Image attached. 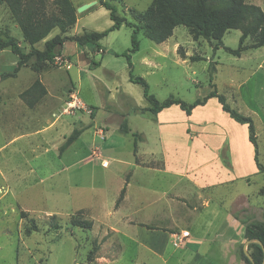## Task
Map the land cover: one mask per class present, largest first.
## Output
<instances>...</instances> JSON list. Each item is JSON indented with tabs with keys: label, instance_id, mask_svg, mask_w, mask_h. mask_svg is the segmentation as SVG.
<instances>
[{
	"label": "rangeland",
	"instance_id": "rangeland-1",
	"mask_svg": "<svg viewBox=\"0 0 264 264\" xmlns=\"http://www.w3.org/2000/svg\"><path fill=\"white\" fill-rule=\"evenodd\" d=\"M89 1L71 3L77 7ZM106 1L132 22L129 9L143 11L151 2ZM245 1L264 10V0ZM77 13L79 23L67 35L101 31L112 24L108 10L99 3ZM0 31L19 40L24 52L29 50L4 4L0 5ZM58 32L54 28L48 38ZM131 34V27L123 24L96 44L81 47L67 40L56 49L60 60L38 62L31 57L15 76H0V264H191L194 253L181 242L190 233L181 228L192 236L207 229L212 239L222 216L221 211H213L221 210V205L210 202L198 214L187 211L190 227L180 218L161 220L162 209H168L161 200L164 194H169L176 210L190 206V198L203 201L208 195L204 187L212 183H219L212 191L225 202L232 203L247 192L254 201L264 199V174L255 173L247 125L222 111L217 98H208L190 114L176 104L156 115L139 111L149 104L141 86L128 79L123 53L131 47ZM239 36V29L227 30L223 45L237 48ZM138 39L139 49L130 52L133 75L143 77L160 101L172 97L191 103L207 95L213 84L231 108L253 120L258 159L264 166V45L239 56L223 47L213 51V40H194L183 25L161 43L146 38L142 30ZM251 42L247 38L244 43ZM43 43L36 47L42 49ZM16 61L9 47L0 49V74L10 71ZM40 77L46 93L29 107L19 94ZM72 94L93 112L76 109L60 114ZM123 119L127 133L120 128ZM80 127L84 130L79 137L59 154L64 137ZM242 175L249 181L230 182ZM124 186L122 199L115 204ZM20 211L28 214L23 217ZM52 214L56 228L49 226ZM30 218L38 230L26 234L24 225ZM72 218L91 220L92 227L74 226ZM262 219L263 213L243 222ZM142 223L180 236L158 240L153 233L146 234ZM234 229L228 234L233 235ZM237 234L241 240L234 252L246 264L240 257L245 239ZM221 239L217 241L223 249L210 244L211 256L224 264H239L232 258L231 243ZM93 243L98 249L88 261ZM246 250L249 253L247 246Z\"/></svg>",
	"mask_w": 264,
	"mask_h": 264
},
{
	"label": "trees",
	"instance_id": "trees-1",
	"mask_svg": "<svg viewBox=\"0 0 264 264\" xmlns=\"http://www.w3.org/2000/svg\"><path fill=\"white\" fill-rule=\"evenodd\" d=\"M98 3L108 10L112 24L101 31H84L81 34L67 35L68 29L76 22V7L73 6L71 0H0V5L4 4L8 8L20 29L22 41L29 46V50L24 52L23 48L19 46V40L0 31V49L9 47L11 52L17 56L13 68L10 71L1 73L0 76L2 78L15 76L20 67L26 65L31 57L38 62H53L57 53L56 49L62 47L67 40L81 47L88 43L96 44L108 32L118 29L124 24L132 29L131 47L127 53H123L129 68L128 79L130 82L141 86L143 97L149 104L147 107H141L139 111H149L156 115L162 109L176 104L186 114H190L194 107L203 105L210 97H215L222 111L227 113L234 121L247 125L248 140L254 148V160L257 168L262 171L263 165L258 159L257 138L253 120L250 116L231 108L224 95L218 93L213 84L207 95L196 98L191 103L172 97L162 101L158 100L149 91L146 80L141 76L133 75L130 52L139 49L138 34L140 30L146 38L155 43H161L172 35L176 26L183 25L194 40L199 37L208 41L213 40V51L223 47L227 52L239 56L242 51L248 48H257L264 45V10L258 5L248 3L245 0H151L143 11L134 8L129 9L131 17L135 20V22H132L127 20L126 17L118 15L115 6L108 1L98 0ZM54 28H57L59 32L47 38ZM229 29L240 30L238 46L235 49L224 46L222 42L224 33ZM247 38L252 39L249 45L244 43ZM41 40H44L43 48L38 49L35 44ZM211 70H214V67H211ZM45 93L46 89L43 83L40 79H35L30 86L20 92L19 97L29 107H33ZM126 122V119H123L120 125L121 131L124 133L129 131ZM83 130L84 127L73 128L60 144L59 154L75 141ZM135 153L136 138L134 143ZM135 161H137L136 157ZM124 190L125 186L121 188L115 204H118L122 199ZM20 214L25 217L28 213L27 211H20ZM49 218V226L58 227V224L55 223L56 215L52 214ZM71 223L85 229H90L93 224L91 220L78 218H72ZM147 228L157 227L147 226ZM37 230L38 227L34 220L32 218L28 219V222L24 225V232L30 234ZM243 238L249 240L246 246L250 249L249 254L254 264H264L262 250V246L264 247V211L261 221L245 224ZM97 249V243H93L86 256L88 261L93 260ZM240 257L246 264H252L245 255L243 247L240 249Z\"/></svg>",
	"mask_w": 264,
	"mask_h": 264
},
{
	"label": "crops",
	"instance_id": "crops-1",
	"mask_svg": "<svg viewBox=\"0 0 264 264\" xmlns=\"http://www.w3.org/2000/svg\"><path fill=\"white\" fill-rule=\"evenodd\" d=\"M81 4H83V3H80L79 5H81ZM97 4H98V1H96V3L94 5H92L91 7L87 8L85 10L92 8L93 6H95ZM78 23H79V17H78V13L76 12V22H75L74 26H76ZM75 34H77V33L75 32ZM47 38H48V36H47ZM37 44H39V42L36 43L35 46H37ZM40 81L44 85V82H43L41 77H40ZM169 107H167V108H169ZM167 108H164V109H167ZM164 109H162V110H164ZM197 137H195L193 140L197 139ZM247 139H248V131H247ZM248 142H249V140H248ZM249 143L251 144V142H249ZM207 144L208 143H205V145H207ZM252 148H253V145H252ZM252 158H253V161L255 163L254 148H253V157ZM226 164H228V161ZM255 165H256V163H255ZM163 166H164V163H163ZM255 173L264 174V166H263L262 171H260L256 166V172ZM245 177L246 176H244V175L239 176V177H235V178L231 179L230 182H233L234 180H236L238 178H240V179L243 178V179L249 181V178H245ZM217 184H219V183H216V184L212 183L211 185H207L206 187H204L207 189L208 195L203 199V201L199 202L197 200H193V198H190V206L185 205L186 207H181L179 210L172 208V201L169 200L170 198L168 197L169 194H167V195L164 194L165 197L161 198V200H164V202L168 205V206H164V208H168V209H162L161 214H164L165 216H160L161 220L169 219V218H173V219L180 218L181 220L188 221L187 225H190V227H191V224H189L188 214L186 213L187 211L196 212L198 214V212L200 210L207 208L209 206L210 202H213L214 204L216 203L217 207L219 205H221L220 206L221 210H219L217 208L215 211H213L215 213H218L221 211L222 216L220 217L221 223L217 226V228H215V230L212 234V236H214L212 239L208 238L210 235H209V231L207 229H206V232H202V233H205L203 235H200L197 232H195L196 234H194L192 236L191 235L192 233L190 230H187L186 228H181V230L189 231V233H190L189 237L181 238L182 245L183 246L186 245L184 248H186V249L188 248L191 251H193V253H194L192 259L189 260L188 263H191V264H224L223 262H220V261H217L216 259H214V257L211 256V254H210V252H211L210 251V244L216 243V244L220 245V243H218L219 241H217V238L223 237L224 240L221 239V241H223L222 243H225V242L231 243V249L233 250L232 251L233 257L232 258L234 260L235 259L238 260L237 262L239 264H243L239 259L236 258V255L234 252L236 245H237V242H239L241 240L240 239L238 241L237 231L240 234H243V230H244V226H245L243 219L259 218V217H261V214L264 211V199L254 201V200H252L250 193H248V192L246 194L245 193L238 194L237 195L238 198L235 197L234 201L232 203H230L229 199L225 202L224 197H215L212 189L215 186H217ZM176 196H178V195H176ZM165 198H166V200H165ZM181 198L185 199L184 197H181ZM236 199H239V200H242L245 202L244 203H235ZM182 202L184 203V201H182ZM243 215H248V216L244 217ZM140 226L146 227V229H148L149 233H146V234H148V236H149V234L153 233L154 236L156 238H158V240H161V241H163L162 240L163 236H170V235H171V237L172 236H180V235H178V233L170 231L168 229H163V228H158V227L157 228H147V224H145V223L140 224ZM151 227H155V226H151ZM235 227H236V232L233 235L228 234L230 231V228H232V230H235L234 229ZM245 241L243 243V247L245 245ZM149 242L153 243L152 245H156L155 241L153 239H150ZM219 245H218V247H219ZM220 247L223 249V247L221 245H220ZM152 251L157 253L160 250L157 251V250H154V248H152ZM159 253H162V251Z\"/></svg>",
	"mask_w": 264,
	"mask_h": 264
},
{
	"label": "built area",
	"instance_id": "built-area-1",
	"mask_svg": "<svg viewBox=\"0 0 264 264\" xmlns=\"http://www.w3.org/2000/svg\"><path fill=\"white\" fill-rule=\"evenodd\" d=\"M54 60L58 61L60 58L55 56ZM76 109H84V111L89 114L93 112L91 107L86 106L76 95L72 94L70 95L69 100L64 102V106L62 107L60 114H68ZM185 233L187 232L185 231Z\"/></svg>",
	"mask_w": 264,
	"mask_h": 264
},
{
	"label": "water",
	"instance_id": "water-1",
	"mask_svg": "<svg viewBox=\"0 0 264 264\" xmlns=\"http://www.w3.org/2000/svg\"><path fill=\"white\" fill-rule=\"evenodd\" d=\"M96 3V0H92V1H89L87 3H83L79 6L76 7V12H81V11H84L85 9L91 7L92 5H94ZM249 243V240H246L245 241V245L243 247V251L245 253V255L250 259V261L252 262V264H254V262L252 261V258L250 256V254L247 252L246 250V245ZM262 250H263V255H264V247L262 246ZM264 260V259H263Z\"/></svg>",
	"mask_w": 264,
	"mask_h": 264
}]
</instances>
